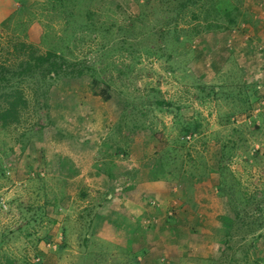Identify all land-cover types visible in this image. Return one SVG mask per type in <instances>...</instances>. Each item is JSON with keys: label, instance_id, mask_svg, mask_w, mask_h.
<instances>
[{"label": "rangeland", "instance_id": "1", "mask_svg": "<svg viewBox=\"0 0 264 264\" xmlns=\"http://www.w3.org/2000/svg\"><path fill=\"white\" fill-rule=\"evenodd\" d=\"M190 1L5 2L0 76L27 107L0 126V262L264 264V0ZM20 42L82 75H17ZM93 151L111 185L67 156Z\"/></svg>", "mask_w": 264, "mask_h": 264}, {"label": "trees", "instance_id": "2", "mask_svg": "<svg viewBox=\"0 0 264 264\" xmlns=\"http://www.w3.org/2000/svg\"><path fill=\"white\" fill-rule=\"evenodd\" d=\"M198 0H191L190 4H197ZM183 7L186 6V3H181ZM188 5V4H187ZM200 7L203 4L199 5ZM207 13V12H206ZM209 14V13H207ZM226 13L225 15H227ZM16 49L20 50V54L17 55V64L16 69L17 75L26 76L30 73H33L36 70H46L47 72H52V74L56 77L66 76V75H82L83 71L80 67L76 66L75 69H71L67 71L62 63V56L56 53L55 50L47 49L45 51H41L38 48H35L31 43L20 42L17 44ZM60 58V61H58ZM3 68V67H1ZM2 72V71H1ZM15 73L9 74L8 76L2 75L0 76V80L4 81L5 87L7 88L5 91L0 93V126L7 127L12 124L18 123L21 118L23 111L27 107V99L25 97L24 91L18 85H13L11 83L12 79L15 78ZM47 102V101H46ZM154 103L159 106H169L171 103L164 99H155ZM47 103L40 102L38 104V109H40L41 114L47 118V122H49V107L47 108ZM42 108V109H41ZM47 108V109H46ZM42 117H40V122ZM40 122L39 126L41 125ZM37 121L35 125L38 124ZM113 161L109 160L108 163H105L106 166L104 170L107 172L108 176L114 177L116 175V171L112 170ZM93 206L85 207L84 212L87 216V224L91 223L94 219V213L92 210ZM0 264H16V261L11 259L10 257H5Z\"/></svg>", "mask_w": 264, "mask_h": 264}, {"label": "crops", "instance_id": "3", "mask_svg": "<svg viewBox=\"0 0 264 264\" xmlns=\"http://www.w3.org/2000/svg\"><path fill=\"white\" fill-rule=\"evenodd\" d=\"M7 0H0V5H2V6H0V16L2 15V14H5L6 15V13H7V10L3 7V5H5V2H6ZM9 1V0H8ZM8 14H10V10H9V12H8ZM96 152L95 151H93V153L91 154V158H92V160H89V162L87 163V165L86 164H84V162L83 161H80V159H76L77 158V154H71V153H68L67 154V156L69 157V158H71L72 157V161L70 162V163H72L73 164V162L76 164V165H83V168L81 169V168H76V169H78V170H82V175H80V176H82V180H81V177H78L79 179H80V182H84V183H86V180H89L90 178H89V175H87V178L85 177L86 176V172L87 171H90V173H95L97 170H99V171H97V172H100L101 171V173L102 172H104L105 173V171L103 170H101L102 168H101V160H102V157H100L99 159H96L94 156H93V154H95ZM94 157V158H93ZM89 164V165H88ZM78 170H76V172L78 171ZM94 176H95V174H93ZM102 176V181H103V183H108L107 185H111V183H109V182H111L110 181V179L112 180V177L111 176H108L107 174H105V175H101ZM105 181V182H104ZM87 184V183H86ZM155 185V183L153 182V183H151L150 184V186H154ZM143 186V184L140 186V187H142ZM144 186H148V184H146L145 185V183H144ZM97 187H99V186H97ZM140 193H142V190H140ZM137 201L135 200H130V199H127L126 200V202H123V204H124V206H125V208H126V211H127V213H128V218L129 219H136L141 213H142V209H141V206H140V203H136ZM113 218H115L114 216H113ZM112 218V219H113ZM114 221H115V225H112L113 227H116V228H120V225H118V222H117V220L116 219H113ZM112 236V235H111ZM106 238V237H105ZM109 239H111V241H114L115 243L116 242H118V240H116L115 239V237L114 236H112V237H109Z\"/></svg>", "mask_w": 264, "mask_h": 264}]
</instances>
